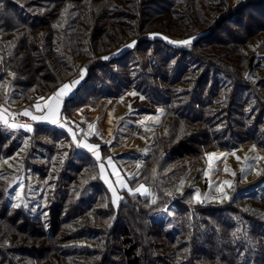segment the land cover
I'll return each instance as SVG.
<instances>
[{"label":"trees","instance_id":"obj_1","mask_svg":"<svg viewBox=\"0 0 264 264\" xmlns=\"http://www.w3.org/2000/svg\"><path fill=\"white\" fill-rule=\"evenodd\" d=\"M192 36L187 46L165 39ZM0 50L21 100L44 98L83 69L64 115L131 89L144 111L165 109L153 153L129 180L156 196L123 192L117 208L95 157L65 129L39 125L46 161L35 172L49 177L48 217L10 205L0 174V264H264V194L205 203L193 187L176 193L180 172L164 171L211 150L264 148V0H0ZM11 134L0 124V161L18 147ZM56 138L70 143L62 163ZM171 204L179 226L160 214Z\"/></svg>","mask_w":264,"mask_h":264},{"label":"rangeland","instance_id":"obj_2","mask_svg":"<svg viewBox=\"0 0 264 264\" xmlns=\"http://www.w3.org/2000/svg\"><path fill=\"white\" fill-rule=\"evenodd\" d=\"M151 35H159V33ZM192 37L165 38L170 43L175 41L177 43L173 44L183 45L179 42ZM128 45L130 43L115 49L111 54H119ZM1 57L0 50V62ZM11 76L7 71L0 69V110H3L8 125L2 122L0 124L7 127V130L12 132L11 138L18 142L17 149L0 161V174L8 180L6 200L10 205L23 206L32 215L43 219L48 217L47 210L44 208V198L49 177L40 179L39 173L35 172L36 164L46 161L43 155L46 148H39V131L35 133V130H39V125L43 124L56 125L65 129L71 136L74 147L84 149L95 157L98 162L99 178L108 188L114 208L118 207L123 192L139 193L142 196H149L151 199L155 198L156 194L150 186L145 183L131 186L129 180L142 173L146 159L153 153L156 135H160L164 125L165 109L162 106H156L150 112L144 111L142 109L144 98L141 99L142 95L131 89L117 98L103 101L101 105L94 108L72 107L64 115L63 104L75 93V86L74 91L63 98L58 122L48 124L44 123V119L54 117L48 111L42 112L39 104H36L39 99L21 100L19 98L22 93L21 89L9 86ZM81 79L79 76L75 80L81 81ZM131 93H136V95H131ZM25 111L29 115H24ZM15 115L21 116L23 122L17 123L10 120ZM33 115L41 117V119L33 120ZM11 125L17 126L11 127ZM20 125L27 127H20ZM42 139L46 141L47 137H42ZM69 144L62 138H56L53 143L52 155L57 157L61 163L69 158V152L65 147ZM83 144L98 145L99 159L87 148L78 146ZM100 149L107 153L101 156ZM109 157L111 164L108 163ZM101 164L104 166L103 169H101ZM172 168L177 169L181 174V179L175 189L176 193L180 194L187 187H193L194 197L205 203L222 204L234 196L264 194V148L252 142L231 150H211L204 153L203 156L186 158L179 163L167 166L164 171ZM241 169H245V171L242 172ZM164 171H160L159 175ZM139 178L143 179L145 176ZM147 180H152V177ZM224 181L230 183H224ZM162 182H164L168 193L172 192L170 190L172 189L170 186L173 184L171 180L165 178L162 179ZM140 185L148 189L147 194L135 191ZM129 189L133 191L130 192ZM89 190L91 191V188ZM173 199L174 197H172ZM160 214H164L165 218H168L166 220L168 227H171L173 223L177 226L180 225V214L175 211L172 204L162 208Z\"/></svg>","mask_w":264,"mask_h":264},{"label":"snow or ice","instance_id":"obj_3","mask_svg":"<svg viewBox=\"0 0 264 264\" xmlns=\"http://www.w3.org/2000/svg\"><path fill=\"white\" fill-rule=\"evenodd\" d=\"M165 39H167V38H165ZM194 39H195V37H192V38H189L188 40L181 41L179 43L183 44V45H190L192 43V40H194ZM134 43L135 42H133V45H128L127 47L134 46ZM172 43H177V42L173 41ZM104 59H108V57H105ZM84 71L85 70H83V69L81 70V78L83 77ZM78 83H79V81L74 80V81H71L70 84H64V85H62V87L60 89H58V91L56 93L53 94L52 97H49V100L51 101V103L47 106V109H48V112L52 115V117H55L56 111H57L58 107L61 105L63 97L69 95L71 92V89L74 88ZM131 95H136V93H131ZM142 98L143 97H141V99ZM40 99H43V98H40ZM37 107H39V106L37 105ZM23 114L29 115V113L27 111H25V113H23ZM32 119L38 120V119H41V117H37V116L33 115ZM0 122H2L5 125H8V121L5 119L3 110H0ZM51 122L57 123V120L55 118H53L51 120ZM16 126L17 125H11V127H16ZM20 127H27V126L20 125ZM78 146H83V147L87 148L89 151L95 153L97 155V159H99V155L97 153V149L99 147L98 145L83 144V145H78ZM209 155H215V154H209ZM237 159H239V158H237ZM108 163L111 164V158L110 157L108 158ZM103 167H104L103 164H101V169H103ZM138 167H139V165H138ZM241 171L244 172L245 169H241ZM233 175H235V173H233ZM224 183H230V182L224 181ZM121 184H122V186H124L123 181H121ZM110 187H111V185H110ZM129 191L132 192L133 190L129 189ZM135 191L136 192L142 191V194H147L148 189L145 188L143 185H140L137 189H135ZM15 207H19V205H15ZM233 235L235 236L236 233H233Z\"/></svg>","mask_w":264,"mask_h":264},{"label":"crops","instance_id":"obj_4","mask_svg":"<svg viewBox=\"0 0 264 264\" xmlns=\"http://www.w3.org/2000/svg\"><path fill=\"white\" fill-rule=\"evenodd\" d=\"M66 83L70 84L68 81L65 82V83H62V84H60V85L56 88V90H55L53 93H51L49 96L44 97L43 99H39V102H37L36 104H39V106H40L42 112H43V111H48L47 106L51 103V101L49 100V97H52L53 94L56 93V92L58 91V89H60V88L62 87V85L66 84ZM73 91H74V88L71 89L70 94H71ZM70 94H69V95H70ZM67 96H68V95H67ZM64 97H66V96H64ZM64 97H63V98H64ZM62 101H63V99H62ZM61 104H62V103H61ZM60 109H61V105L58 107V109H57V111H56V116L54 117V118L57 120V122H58V120H59L58 118H59V116H60V115H59V114H60ZM52 119H53V118L44 119V123H48V124H50V123H52V122H51Z\"/></svg>","mask_w":264,"mask_h":264},{"label":"built area","instance_id":"obj_5","mask_svg":"<svg viewBox=\"0 0 264 264\" xmlns=\"http://www.w3.org/2000/svg\"><path fill=\"white\" fill-rule=\"evenodd\" d=\"M11 120L15 121V122H19V123H22V117L19 116V115H15L13 116V118H11Z\"/></svg>","mask_w":264,"mask_h":264}]
</instances>
